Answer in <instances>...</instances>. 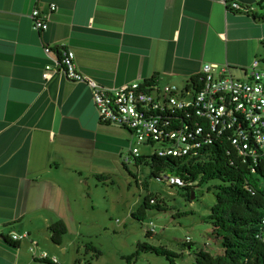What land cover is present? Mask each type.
Segmentation results:
<instances>
[{
	"label": "crops",
	"instance_id": "0c3cea01",
	"mask_svg": "<svg viewBox=\"0 0 264 264\" xmlns=\"http://www.w3.org/2000/svg\"><path fill=\"white\" fill-rule=\"evenodd\" d=\"M263 1L0 0V264H19L12 235L38 247L51 224L80 220L88 176L109 178L134 144L128 130L101 124L86 84L43 80L55 57L45 47L73 51L77 69L106 88L156 77L186 90L207 63L245 80L264 44L254 19ZM34 9L48 19L44 32L32 27Z\"/></svg>",
	"mask_w": 264,
	"mask_h": 264
},
{
	"label": "built area",
	"instance_id": "2783aa9c",
	"mask_svg": "<svg viewBox=\"0 0 264 264\" xmlns=\"http://www.w3.org/2000/svg\"><path fill=\"white\" fill-rule=\"evenodd\" d=\"M228 6L242 13L249 11L235 2ZM55 9L51 6L50 12ZM30 17L35 31L41 33L47 29L48 19L41 16L39 10H32ZM44 51L47 56L55 55L43 68L44 81L61 73L70 81L86 84L101 124L116 125L130 131L134 144L126 162L140 156L139 146L151 150L147 156L156 154L158 157L176 158L186 156L192 150H200L218 139H226L243 163L247 160L255 163L264 156V69L259 58L252 61L245 80L232 77L227 66L219 68L216 64H204L200 88L193 92L189 88L179 90L159 83L145 87H141V83H132L106 88L77 69L73 51H54L51 47H45ZM178 112L191 119L190 127L171 129L170 117L162 120V116ZM197 118L201 123H194ZM158 181L170 187L188 185L171 175L161 176ZM27 238V233L11 236L14 242ZM36 250L37 244L32 243L30 252L34 258L61 264L55 256L47 252L37 253Z\"/></svg>",
	"mask_w": 264,
	"mask_h": 264
},
{
	"label": "rangeland",
	"instance_id": "374dc122",
	"mask_svg": "<svg viewBox=\"0 0 264 264\" xmlns=\"http://www.w3.org/2000/svg\"><path fill=\"white\" fill-rule=\"evenodd\" d=\"M259 59L264 69V44ZM138 148L140 155L151 152L144 146ZM119 151L123 157L114 160V172L106 181L99 182L88 176L81 219L65 222L67 232L61 247H65L66 252L55 249L45 234L38 239L37 253L47 252L61 264H128L126 257L131 255H135L131 264H170L164 256L144 251L137 254L140 243L179 254L174 259L175 264H195V253L200 250L213 256L223 254L220 240L213 236L212 227L206 221L216 202L212 187L219 181L201 185L191 191L188 198L179 188L155 180L148 166L137 167L132 159L126 162L128 149ZM122 161L126 162V169ZM140 183L147 187L143 189ZM147 193L154 195L164 209L148 211L143 221H137L131 214ZM148 231L151 235L147 237ZM87 244L98 249L101 256L96 258L87 251ZM30 247L29 239L22 241L19 264H43L33 260Z\"/></svg>",
	"mask_w": 264,
	"mask_h": 264
},
{
	"label": "trees",
	"instance_id": "16d2710c",
	"mask_svg": "<svg viewBox=\"0 0 264 264\" xmlns=\"http://www.w3.org/2000/svg\"><path fill=\"white\" fill-rule=\"evenodd\" d=\"M260 9L263 13L254 19L264 22V1L260 4ZM243 13L248 14L249 11ZM153 83H158L156 77L143 81L141 87ZM200 85L201 75L191 80L189 89L197 92ZM167 116L170 117L171 129L192 125L191 119L183 112L162 116L164 118L162 120L165 121ZM194 123H201V120L197 118ZM133 162L137 167L148 166L152 177L157 181L166 175L179 177L188 185L172 187L186 192L188 198L190 192L201 185L219 181V184L212 187L215 190L216 202L206 221L212 227L213 236L220 240L223 254L213 256L207 251L200 250L195 253V264H264V156L255 163L249 160L243 163L242 158L226 139H218L202 146L200 150L190 151L186 156L173 158L158 157L156 154L140 155L134 158ZM122 165L127 168L126 162L122 161ZM95 179L103 182L108 177L95 175ZM140 185L143 189L147 187L144 183ZM154 209L161 211L164 207L154 195L147 193L131 217L143 221L147 212ZM66 232L67 227L62 220L56 221L48 228L50 241L56 246L62 245V238ZM149 235L151 232L148 231L146 236ZM15 248L19 249L20 244H16ZM86 250L92 252L96 258L101 256V252L91 244L86 245ZM140 251L164 256L170 264H175L174 259L179 257V254L148 243L138 244L137 254ZM134 258L135 255L126 257L128 264H131ZM33 260L37 263L53 264L47 260L36 258Z\"/></svg>",
	"mask_w": 264,
	"mask_h": 264
}]
</instances>
